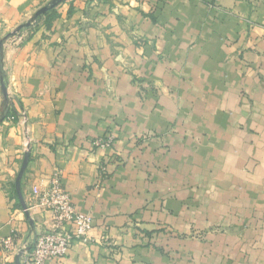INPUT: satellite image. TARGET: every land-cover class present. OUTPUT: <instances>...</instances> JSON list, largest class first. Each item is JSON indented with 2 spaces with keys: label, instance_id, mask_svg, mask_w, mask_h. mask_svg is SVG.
<instances>
[{
  "label": "crops",
  "instance_id": "1",
  "mask_svg": "<svg viewBox=\"0 0 264 264\" xmlns=\"http://www.w3.org/2000/svg\"><path fill=\"white\" fill-rule=\"evenodd\" d=\"M49 1L0 0V40ZM4 69L0 264L55 173L94 229L47 264H264V0H67Z\"/></svg>",
  "mask_w": 264,
  "mask_h": 264
},
{
  "label": "built area",
  "instance_id": "2",
  "mask_svg": "<svg viewBox=\"0 0 264 264\" xmlns=\"http://www.w3.org/2000/svg\"><path fill=\"white\" fill-rule=\"evenodd\" d=\"M7 120L13 122L15 117L10 116ZM113 143L114 136L107 135L95 140L93 146L107 150ZM33 193L37 199L34 208L46 218L45 227L37 233L33 250L24 251L21 264H47L67 256L74 241H89L94 229L93 220L77 211L60 173L52 175L45 189L34 188Z\"/></svg>",
  "mask_w": 264,
  "mask_h": 264
},
{
  "label": "water",
  "instance_id": "3",
  "mask_svg": "<svg viewBox=\"0 0 264 264\" xmlns=\"http://www.w3.org/2000/svg\"><path fill=\"white\" fill-rule=\"evenodd\" d=\"M66 1L67 0H50L40 9H38L33 15H31L29 19H27L25 22H23L21 25H19L12 32L8 33L5 37H3L0 40V86H1V92H2V101H3L2 110L0 112V126L5 121L10 107H13V99H14V96L8 91L6 72L4 69V55H5L6 45L14 37L18 35L26 34L28 31L35 28L47 13L55 10L59 5H61L62 3ZM29 161H30V152L27 151L24 155L22 165H21L20 171L17 175V179L15 182V187H16V191L18 194V198L20 200V203L23 209L26 212L28 219L30 218V214L28 212L27 205L23 198L22 180L27 170ZM33 224H34L33 221H30V225L33 226ZM21 256H22V253L18 255L16 259V264H21L20 262Z\"/></svg>",
  "mask_w": 264,
  "mask_h": 264
},
{
  "label": "trees",
  "instance_id": "4",
  "mask_svg": "<svg viewBox=\"0 0 264 264\" xmlns=\"http://www.w3.org/2000/svg\"><path fill=\"white\" fill-rule=\"evenodd\" d=\"M53 15H54V10L53 11H51V12H49V13H47L44 17L45 18H51V17H53ZM43 17V18H44ZM31 31V30H30ZM2 106H3V104H2ZM10 116H14L15 117V119H16V112H15V110H14V106L13 107H10V109H9V111H8V114H7V116H6V119L5 120H7Z\"/></svg>",
  "mask_w": 264,
  "mask_h": 264
},
{
  "label": "rangeland",
  "instance_id": "5",
  "mask_svg": "<svg viewBox=\"0 0 264 264\" xmlns=\"http://www.w3.org/2000/svg\"><path fill=\"white\" fill-rule=\"evenodd\" d=\"M12 31H13V30H12ZM12 31H11V32H12ZM5 36H6V35H5ZM5 36H4V37H5ZM18 37H19V35L16 36V37H14L13 39H16V38H18ZM2 38H3V37H2ZM111 135H112V134H111ZM112 136H114V135H112ZM114 139H115V138H114ZM113 146H114V143H113ZM111 148H112V147H111ZM111 148H110V149H111Z\"/></svg>",
  "mask_w": 264,
  "mask_h": 264
}]
</instances>
